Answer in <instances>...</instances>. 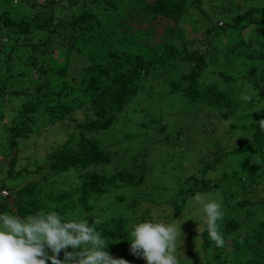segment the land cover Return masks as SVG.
Listing matches in <instances>:
<instances>
[{"label": "trees", "instance_id": "16d2710c", "mask_svg": "<svg viewBox=\"0 0 264 264\" xmlns=\"http://www.w3.org/2000/svg\"><path fill=\"white\" fill-rule=\"evenodd\" d=\"M67 1L71 5H77L76 9L70 15L54 21L56 6L62 0H0V53L6 58L9 77L15 80L28 76L34 89V94L27 95L30 99L19 111L20 121L14 120L13 126L8 130L9 141L14 149L17 147L18 137L28 136L32 123H26L25 119L34 122L40 109L51 116L52 124L61 122L65 117L76 120L71 115L76 110L81 111L84 120L75 126L79 129V136L76 138L71 134L66 142L51 149L46 158L48 170L54 175L74 174L77 179L75 189L82 191L78 206L89 213L91 207L86 204L87 198L93 193L97 195L106 192L108 186L116 181L114 177L93 170L94 167L107 164L110 155L99 140L87 134L106 130L112 125L115 113L122 111L132 96L138 93L142 77L157 70L159 66H177L183 63L188 66V70L170 83L169 92L179 91L192 102H204L215 108L238 109V119L243 123L240 129H249L251 136L244 146L239 145L224 153L219 149L218 155L210 163L202 166L197 173L189 175L176 193L165 202L178 214L189 196L222 190V182L229 181L231 176L237 184L243 186L246 181L251 182L250 186L252 183L264 182V126L261 123L264 121V101L257 109L254 108L256 112L251 108L244 113V108L251 105L249 99L235 104L231 97L234 89L219 90L216 83L201 81L211 64L224 66L243 55L241 62L247 69L239 74V79L245 80L242 88L249 92L250 97L263 94L264 99V87L261 92L258 90L260 82L264 81V65L255 63L264 59V53H261L264 49V0L220 3L217 15L205 13L203 4L206 0ZM21 8L37 11L28 16L20 14ZM192 10L203 14L201 34L204 38L185 40L181 44V50H178L168 44L167 39L173 32L184 38L187 36L180 23L190 17ZM11 12L19 17L10 16ZM217 20L221 21L219 25ZM197 22L195 19L194 24ZM246 28L250 29L247 37L244 32ZM195 30L194 28L191 32ZM237 34L242 37L238 42L234 40ZM222 37L232 39L226 47L221 45ZM128 44L143 47L147 53L130 51L126 46ZM161 48H165L162 53ZM20 51L26 54L25 62L28 65L23 71L15 65ZM218 72L227 83H233L237 79L236 75L228 74L220 67ZM55 76L59 79L58 84L52 82ZM4 86L0 85V97L7 93ZM11 92L19 93L17 90ZM248 120L249 124L246 123ZM227 155H237V166L240 168L224 174L217 181L206 178V172L214 169ZM255 157L258 160L248 161ZM240 158H245V162ZM13 164L12 161L11 165ZM19 175L17 172L12 178L16 179ZM121 177L123 179L124 175ZM253 177L254 180L251 181ZM128 180H132L131 175ZM9 188L0 185V192L5 194ZM9 193L13 195L14 212L10 211L6 201ZM68 193L70 191H64L59 197L47 195L38 198L39 190L36 185L28 183L9 189L7 195L0 194V214L9 212L20 217L33 215L44 210L52 199L65 200ZM255 204L264 207V195ZM66 207L62 206L56 212L63 214ZM84 219L91 224L97 217L89 215ZM150 219L155 220L150 213L145 212L134 225ZM224 228L220 232L225 241L232 229H239L238 223L233 221H226ZM132 230L133 227H125V221L121 217L111 218L97 227V231L108 243L105 251L111 256L113 248L131 244ZM200 236V246L207 250L211 242L206 224ZM245 240L264 259V230L252 235L246 234ZM68 251L72 249L69 248ZM59 258L63 260V251Z\"/></svg>", "mask_w": 264, "mask_h": 264}, {"label": "rangeland", "instance_id": "374dc122", "mask_svg": "<svg viewBox=\"0 0 264 264\" xmlns=\"http://www.w3.org/2000/svg\"><path fill=\"white\" fill-rule=\"evenodd\" d=\"M230 1L235 3L240 0H206L203 4L205 13L217 15L219 4ZM57 5L54 21L70 15L77 7L67 0H62ZM36 11L21 8L20 14L30 16ZM10 16L19 17L12 12ZM223 16L225 15H221ZM202 17L201 12L192 10L190 17L183 19L180 23L187 36L184 38L177 32H173L167 39V43L181 50V44L185 40L191 38L203 40ZM195 19L199 23L194 24ZM219 21L218 25L221 22ZM194 28L196 30L191 32ZM244 32L247 37L250 29L246 28ZM240 38L242 37L237 34L234 40L238 42ZM230 39L231 37H222L221 45L226 47ZM126 46L130 51L147 53L143 47L138 48L132 44ZM164 51L165 48H161L160 52ZM261 53H264V49ZM18 55L15 65L23 71L28 67L26 54L20 51ZM242 59L243 55L237 61L224 66L211 64L204 72L201 81L216 83L219 90L234 89L231 97L235 104L244 100L245 97H250L249 92L242 88L245 80L239 79L241 76L239 74L247 69V66L242 65ZM221 61L222 59L218 62ZM255 63L264 65V59ZM219 67L225 69L228 74L236 75V81L225 82L219 75ZM187 68L188 66L183 63L177 66H159L157 70L142 77L138 93L132 96L122 111L115 113L112 125L106 130L87 134L99 140L110 155V161L107 164L94 167L93 170L108 177H114L116 181L108 186L106 192L97 195L93 193L87 198L86 204L91 207L87 213L86 209H80L78 206L82 191L75 189L77 179L74 174L54 175L48 170L46 158L51 149L66 142L71 134L76 138L79 136V129L75 126L84 120L81 111L76 110L71 115L76 120L65 117L61 122L56 121L52 124L51 116L40 109V114L35 115L34 122L28 118L25 119L26 123H32L28 129V136L18 137L17 147L14 149L9 141L8 130L13 126L14 120L20 121L19 111L30 99L27 95L34 94V89L29 83L28 76L15 80L9 77L6 58L3 53H0V85L4 84L7 92L0 97V185L16 189L25 184L34 183L39 190L38 198L47 195L59 197L64 191H70L66 194L65 200L52 199L42 211H56L68 205L64 208L65 213L60 214L61 216L84 219L92 215L100 219L102 223L111 218L121 217L128 229L133 227L136 220L139 222L141 215L145 212L150 213L152 219L165 223L172 222V219L184 220L185 218L186 221L181 225L184 243L180 244L177 250L180 264H224V261L226 264H264V259L260 257L257 249L247 245L245 240L246 234L252 235L261 229L264 230V207L255 204L257 199L264 195V182L252 183L250 186L251 182L246 181V185L243 186L237 184L230 175L229 181L222 182V190L200 192L208 194V199H215L222 204L224 218L218 221L219 230L225 229L226 221L238 223L239 229H232L227 234L225 248L216 247L211 240V246L207 250L201 248L200 235L206 224V217L202 206L193 199L197 193L187 198L183 209L178 214H175L173 207L165 202L176 193L189 175L197 173L202 166L210 163L218 155L219 149L224 153L239 145L244 146L250 141L251 136L249 129H240L243 123L238 119V109L215 108L204 102H192L179 91L169 92L170 83L186 73ZM52 80L53 83H59L57 76ZM259 85L258 90L261 92L264 81ZM12 90H17L19 93H12ZM255 95L250 97L251 105L244 108V113L251 108L256 112L255 109L263 103V94ZM246 123L249 124V120ZM237 158V155L223 157L215 168L209 169L204 176L210 181L222 179L224 174L240 168L237 166L239 163ZM242 159L240 158L245 162L246 159ZM256 160L258 158L255 157L248 161ZM12 161L13 165H11ZM17 172L20 173L19 177L13 179L12 175ZM122 175H124L123 179H121ZM129 175L132 177L131 181L128 180ZM253 180L254 177L251 181ZM9 189L6 190L7 193ZM0 194L5 195L2 192ZM6 198L10 211L14 212L13 195L9 193ZM130 246L131 244H126L113 248L112 257L124 259L128 264H147L142 257L131 253ZM48 264H51V261H48Z\"/></svg>", "mask_w": 264, "mask_h": 264}, {"label": "clouds", "instance_id": "9594fccd", "mask_svg": "<svg viewBox=\"0 0 264 264\" xmlns=\"http://www.w3.org/2000/svg\"><path fill=\"white\" fill-rule=\"evenodd\" d=\"M261 123L264 126V121ZM193 199L202 206L209 239L223 247L225 240L218 224L224 218L222 204L208 199L205 193H197ZM185 221L172 219L165 223L150 219L133 225L131 253L147 264H180L177 250L184 243L181 225ZM101 223L95 219L90 224L86 219L61 216L56 211H40L26 217L0 214V264H128L105 251L108 243L97 231ZM62 251L63 260L59 258Z\"/></svg>", "mask_w": 264, "mask_h": 264}]
</instances>
